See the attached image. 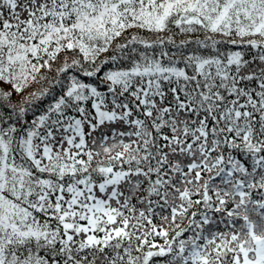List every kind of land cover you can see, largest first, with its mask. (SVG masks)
Returning a JSON list of instances; mask_svg holds the SVG:
<instances>
[{
    "label": "snow or ice",
    "instance_id": "1",
    "mask_svg": "<svg viewBox=\"0 0 264 264\" xmlns=\"http://www.w3.org/2000/svg\"><path fill=\"white\" fill-rule=\"evenodd\" d=\"M0 264H264V0H0Z\"/></svg>",
    "mask_w": 264,
    "mask_h": 264
}]
</instances>
